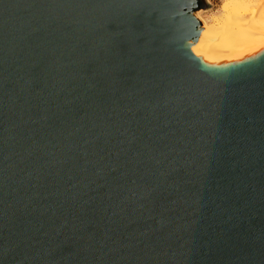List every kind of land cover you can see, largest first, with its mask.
Instances as JSON below:
<instances>
[{
    "label": "water",
    "instance_id": "water-1",
    "mask_svg": "<svg viewBox=\"0 0 264 264\" xmlns=\"http://www.w3.org/2000/svg\"><path fill=\"white\" fill-rule=\"evenodd\" d=\"M195 8L0 0V264H264V54Z\"/></svg>",
    "mask_w": 264,
    "mask_h": 264
},
{
    "label": "bare ground",
    "instance_id": "bare-ground-1",
    "mask_svg": "<svg viewBox=\"0 0 264 264\" xmlns=\"http://www.w3.org/2000/svg\"><path fill=\"white\" fill-rule=\"evenodd\" d=\"M215 22L216 28L200 26L197 40L186 44L204 67L226 70L264 54V0H226Z\"/></svg>",
    "mask_w": 264,
    "mask_h": 264
},
{
    "label": "rangeland",
    "instance_id": "rangeland-1",
    "mask_svg": "<svg viewBox=\"0 0 264 264\" xmlns=\"http://www.w3.org/2000/svg\"><path fill=\"white\" fill-rule=\"evenodd\" d=\"M194 6L193 16L201 26L216 28L215 20L222 16V8L226 0H191ZM217 17V18H216Z\"/></svg>",
    "mask_w": 264,
    "mask_h": 264
},
{
    "label": "snow or ice",
    "instance_id": "snow-or-ice-1",
    "mask_svg": "<svg viewBox=\"0 0 264 264\" xmlns=\"http://www.w3.org/2000/svg\"><path fill=\"white\" fill-rule=\"evenodd\" d=\"M209 3H211V0H208ZM193 51L194 52H197V49L196 48H193ZM198 54V53H197Z\"/></svg>",
    "mask_w": 264,
    "mask_h": 264
}]
</instances>
